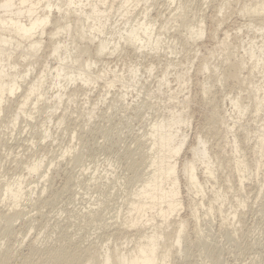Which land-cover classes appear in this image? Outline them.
Here are the masks:
<instances>
[{
  "label": "rangeland",
  "instance_id": "obj_1",
  "mask_svg": "<svg viewBox=\"0 0 264 264\" xmlns=\"http://www.w3.org/2000/svg\"><path fill=\"white\" fill-rule=\"evenodd\" d=\"M181 1L188 2L184 14L193 23L196 18L200 19L204 15L206 31L202 39L194 45L186 44L184 28L179 27L178 23H165L170 16L167 13L176 10L179 0L169 7L166 0H151L150 7L140 3L132 14L141 15L144 13V7L147 6L148 18L156 20L157 29L167 24L166 31L164 30V37L167 40L165 39L166 42L162 44L164 50L159 51V55L146 57H140L133 51L122 50L118 51L121 53L116 52L111 56H101L102 59L98 60L99 64L92 68L94 73L104 72L105 68L108 71V67L110 71L116 69L119 73L122 71L125 79H128V68L136 64L140 65L141 77L142 73L144 76L139 79L141 81L136 85L137 88L128 90L125 100L120 98L126 91L120 86L121 82L110 88V93L106 96L105 83L99 81V85L87 88L79 85L82 86V91L76 93L71 100L64 98L62 104L56 108L58 110H53L52 100L46 101L47 103L41 101L42 105L51 106L41 107L40 102L38 104L40 110H31L33 119L21 115L22 119L18 121L15 129H12L9 120L11 114L16 111V106L11 105L4 114L0 122V188L4 179L12 181L13 178L26 174L24 166L36 157L45 156L43 167L47 164L45 161L55 160L45 179L38 178L40 174L26 178L31 184L26 189L28 196L20 201V209L24 210V216L14 220L10 225L0 216V256L7 257V264H21L26 258L31 262L42 261L49 256L46 253H52L66 246L68 242L80 250L89 246L98 250L100 247L98 251L105 245L112 244V241L107 239L114 232L115 221L119 222L115 216L118 212H125L127 199L129 200L131 194L138 188L139 178H142L146 170L144 167L148 162V156L142 137H145L144 134L148 132L154 121L170 117L168 109L180 111L185 102L184 112L189 115L192 123L188 131L190 133L188 145L195 143L194 137L197 134L208 143L210 153L216 157L213 160L216 179L205 184L204 207H196L197 222L192 215L190 198L183 189V208L179 212V217L174 219L180 218L185 222V232L180 253L178 248H171L170 264H264V155L256 175V163L260 160L258 157L260 145L254 151V145L258 144L255 135L264 131L262 128L264 106L260 109V113L255 114L254 87H252L259 85L264 87L262 85L264 69H256L251 73L248 70L238 73L234 69L235 64L245 59L240 49L241 42L246 49V42L253 38V42L260 47L264 42V36H260V32L254 29H246L249 17L240 13V7L244 1L248 3L250 0H232L221 14H218L219 6L227 0ZM117 16L111 18L106 27L107 31H112L109 24L112 27L114 25L112 19L115 21ZM120 23H123V20ZM120 23L114 25V28L122 26ZM47 30L49 32L51 27ZM225 33L230 37L226 41L228 48L218 45L225 38ZM64 36L62 34L59 38L64 39ZM45 42H48L47 38L44 39ZM166 44L172 45L173 54H168L169 51L165 49ZM90 51L92 54L95 53L92 46ZM212 51H216L214 56L210 55ZM44 52L40 54L42 59L40 63L35 64L32 76L36 75L46 62L48 65L54 64V58L47 56L48 48ZM167 61H171L175 67L168 69L170 91L178 87L174 77L176 72L182 71L183 75L186 68L190 69V75L184 77L187 85L182 91L184 89L186 91H180L177 97L176 93H170L171 96L175 94L174 97L177 99L172 103L168 100V97H171L168 87H162L161 91L158 90L160 92L156 90ZM190 63H192L191 68ZM204 63L212 68L216 66L217 72L208 70L206 73L201 68ZM150 65L154 67L151 76L145 71ZM21 69L23 70V67ZM109 75L110 80L113 75L112 73ZM48 82L43 86L46 87L44 88L45 93L47 92L46 97L55 91L51 85L48 89ZM204 85L208 87H202ZM72 87L70 85L68 89ZM203 88L208 89L206 95H202ZM178 89H176L177 93ZM187 96L186 101L184 98ZM101 97H105L104 102ZM233 97L240 98L239 103L242 107H248L241 117L229 111L231 108L228 99ZM92 109L94 112L90 115ZM225 110L231 116H236L233 118L237 122L234 136L238 143V153L242 151L240 159L246 163V171H248L244 173L242 187L238 181V177L242 179V175L236 173L238 171L234 161L236 158L231 156L232 138L226 137L227 125H232L231 121L223 124L214 115L215 111L222 113ZM86 115L92 118L89 119ZM58 121L64 122L58 126ZM44 126L48 127L50 135L52 134L51 138L45 140L42 138ZM246 133H250V136L246 137ZM32 142L35 146L31 145ZM67 148L73 149L64 154V157H59L68 150ZM188 149L187 147L186 151ZM186 151L184 150V154L181 155L182 158L187 155ZM105 170L108 177L104 173ZM42 187L45 188L44 194H41ZM30 189H34L32 193L28 191ZM218 190H222L221 192L227 195V197L225 195L227 201L222 206L221 212H218L214 203L215 193ZM190 197L200 202L194 195ZM1 200L0 215L11 210L9 204ZM241 202L245 203L244 207H240ZM210 205L214 212L212 215L208 214ZM234 211L238 213L232 220L228 215H232ZM173 227L176 228V225L169 227V231ZM121 239L125 241L121 237L117 244L123 243Z\"/></svg>",
  "mask_w": 264,
  "mask_h": 264
},
{
  "label": "bare ground",
  "instance_id": "obj_2",
  "mask_svg": "<svg viewBox=\"0 0 264 264\" xmlns=\"http://www.w3.org/2000/svg\"><path fill=\"white\" fill-rule=\"evenodd\" d=\"M117 1L119 2L117 3ZM166 1L168 7L177 2V0ZM180 1L175 7L176 10L172 11L173 13H167L170 16L168 15L169 19L165 23H178L179 27H183L185 30V43L194 45L205 35L206 21L203 18L204 15L201 14L203 17H199L200 19L196 18L197 20L195 19L193 23L184 14L188 2L181 1L180 3ZM230 1L232 0H227L219 6L218 14H221L229 6ZM150 2L151 0H0V122L10 106L15 105L16 111L12 114L10 113L11 117L9 120L10 126L15 129L18 121L22 119L21 115L27 119H33L34 115L32 116L31 110H40V105L41 107L47 106V104L42 105L43 102L47 103L48 100H52L54 103H52L54 106L53 110H58L56 108L62 104L64 98L71 100L76 93L82 91V86L87 88L99 85V81H104L105 83L106 96L110 93V88L115 87L117 82H121L120 86L126 91L120 98L124 99L128 90L137 88L136 85L141 81L139 79L144 76L142 73L141 77L142 70L139 68L140 65L136 64L128 68V79H125L122 71L119 73L116 69L110 71L108 67V71L105 68L104 72L94 73L92 68L98 63L99 59H102L100 58L101 56H111L116 52L121 53L118 51H133L140 57H146L156 55L162 49L164 50V45L162 44L166 42L164 30L167 24L157 29L156 20L148 18L146 9L150 7ZM116 3L117 5H115ZM140 3H144L148 7H144L142 16L140 14L137 16L136 12V16H133L134 9L136 10ZM240 8V13L249 17L246 29H254L260 32V36H264V0H250L248 3L244 1ZM116 15H118L117 19L115 18V21L112 19L114 25H118L123 20V23H120L122 26H115L114 28V25L111 27L109 24L112 31H107L108 23ZM118 19L120 20L118 21ZM48 27H51L49 32H47ZM62 34L65 35L64 39L59 38ZM45 38H47L48 44L44 43ZM229 38V34L225 33V38L218 44L219 47L228 48L226 41ZM246 43V49L243 42L240 44V49L244 53L245 59L234 65L235 71L239 73L243 70H248L251 73L256 69L263 70L264 42L260 44V47L253 42V38ZM167 44L165 49L171 55L173 54L172 45L168 46ZM90 46L94 48L95 53H91ZM47 48V56L54 58V64L48 65L46 62L45 65L43 64L42 69L40 68L37 72L38 74L36 73V75L32 76L35 64L40 63L42 59L40 54ZM216 51H212L210 55L214 56ZM165 53L167 54V52ZM22 63H25V65ZM21 67H23V70ZM191 67L192 63H190ZM169 68H175L171 61H167L165 64L162 76L157 83L158 89L156 90L161 91L162 87L166 86L168 87L169 95L170 93H176L177 97L182 88L187 85L184 77L187 74L190 75V69L186 68L183 75L182 71L180 73L176 72V75H174L179 87V89L178 87L176 88L178 89L177 93L176 89L170 91ZM201 68L206 73H208V70L217 72L216 66L212 68L206 63L201 65ZM145 71L150 73L151 76L154 71L153 65H150ZM109 73L113 75L110 80L111 76ZM47 81H49L48 89H50L51 85L55 91L52 94L48 92L50 96L47 95L46 97V87L43 86H45L44 84ZM188 83H190V77H188ZM218 83L220 84V79H218ZM70 85L73 86L72 89H68ZM202 87H208V85ZM252 87H254V112L258 114L262 106H264V87H260V85ZM207 91L208 89L203 88L202 95H206ZM174 95L172 94V96L170 95L171 97H168L170 103L177 100ZM238 97L228 99L231 108L229 111L235 112L238 117H241L248 110V107H242ZM100 99H102V102L105 101V97ZM184 99L187 101L188 96ZM40 102L41 104L38 106ZM185 105H182L180 111L168 109L170 117L154 121L150 125L148 132H145V137H142L148 156V162L144 167L146 170L142 174V178H139L140 184L138 188L131 194L129 200L127 199L125 212L122 213L123 211L121 210L122 212H118L115 216L119 222L115 221L114 232L107 239L108 241L111 240L112 244L114 243L113 246L110 244L109 246L111 247H109L107 244L100 251H98L100 247L97 250L90 246L80 250L68 242L66 246L56 249L52 253H46L49 256L42 261L31 262L29 258H26L21 264H170L171 248H178V253H180L185 232V222L180 218L174 219V217H179V212L183 208V189H185L187 196L190 198V204L193 207L191 208L193 211L192 215L197 222L198 218L196 215L198 211L196 207H204L205 184L216 179V171L213 168V160L216 157H213L212 153H210L208 143L197 134L194 137L195 143L191 146L188 145L190 138L188 131L192 123L189 115L184 112L186 110ZM49 106L51 105L47 107ZM94 109H92L90 115H93ZM225 111L222 113L215 111L214 115L223 124L231 121L232 125H227L226 137L232 138L231 156L233 155L237 159H234L238 169L236 173L242 175V179L238 177L239 185L242 187L244 173H248V171H246V163L240 159L242 151L238 153V143H236V137L234 136V127L237 122L233 118L236 116H231L228 111ZM90 115H86V117L92 118ZM48 120L50 121L51 117ZM63 122L58 121L57 125L60 126ZM44 127L43 140L52 137L48 127ZM262 128L264 129V125H262ZM249 136L250 133H246V137ZM255 137L258 144L254 145V151L260 145L258 147L260 160L256 163L257 175L260 161L263 158L262 155H264V131L262 133L257 132ZM72 139H74V136ZM31 145L35 146V143L32 142ZM187 147L189 148L188 151H186ZM67 149L59 157H64V154L69 153L73 148ZM184 150L187 155L182 158L181 155L184 154ZM44 158V155L36 157L25 165L26 174L13 178L12 181L3 180L4 182L0 188V198L2 200H0L1 202H7L8 206L11 207L10 212L0 215L6 224L10 225L14 220L21 219L24 216V210L20 209V201L28 196L29 193H27L26 189L31 184V181L28 182L26 178L40 174L38 178L45 179L47 177L46 173L54 165L55 160L53 161L52 159L49 162L45 161L47 164L43 167ZM42 169L44 170L41 172ZM104 173H106V170ZM106 177H108L107 173ZM262 187H260V190H262ZM33 190L30 189L28 191L33 192ZM221 191H216V199H214L218 212H221L222 206L227 201L226 193ZM44 192L45 188L40 193L44 194ZM192 195L200 202L194 201L190 197ZM244 206L245 203L241 202L240 207ZM212 213L214 212L212 211V205H210L208 214L212 215ZM236 213L238 211H234L228 217H232V220H234ZM174 225H176V228L173 227L169 231L168 228H172ZM121 237L125 241L123 242L121 239L123 243L118 242L119 244H117ZM7 261L6 256H0V264H7Z\"/></svg>",
  "mask_w": 264,
  "mask_h": 264
}]
</instances>
